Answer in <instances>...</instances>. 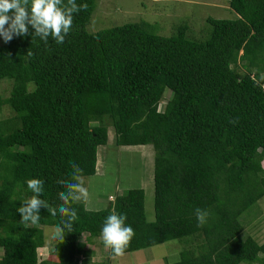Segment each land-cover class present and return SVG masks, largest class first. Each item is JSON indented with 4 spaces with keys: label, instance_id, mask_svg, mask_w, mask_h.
Masks as SVG:
<instances>
[{
    "label": "trees",
    "instance_id": "16d2710c",
    "mask_svg": "<svg viewBox=\"0 0 264 264\" xmlns=\"http://www.w3.org/2000/svg\"><path fill=\"white\" fill-rule=\"evenodd\" d=\"M76 3L88 7L63 44H45L31 26L10 42L0 37V81L11 82L0 98L9 109L0 118V264H89L85 246L102 238L113 212L135 230L125 254L185 239L170 264H264V240L241 237L239 222L264 195V0H227L235 18L204 19L196 38L186 24L161 36L143 20L87 32L95 0ZM107 128L115 146L151 148L152 220L141 189L96 211L74 203L73 232L51 238L37 260L42 227L61 217L42 208L37 225L20 223L17 209L32 196L26 181H44L41 198L58 207L57 181L73 163L94 173ZM196 208L210 213L202 227ZM98 243L105 257L96 264H108L112 250Z\"/></svg>",
    "mask_w": 264,
    "mask_h": 264
},
{
    "label": "rangeland",
    "instance_id": "374dc122",
    "mask_svg": "<svg viewBox=\"0 0 264 264\" xmlns=\"http://www.w3.org/2000/svg\"><path fill=\"white\" fill-rule=\"evenodd\" d=\"M206 18L234 19L235 14L227 7V0H95V8L89 16L85 31L95 32L143 20L152 24L154 33L161 36H169L176 25L186 24L189 35L196 38L201 33ZM10 86V81H0V98L8 96ZM167 96L166 92L163 93L160 103H163ZM8 116L9 109L2 106L0 118ZM106 139L105 144L96 149L94 173L84 177L85 186L90 193V200L82 202L84 208L91 211L100 210L106 206L109 198L128 189H141L144 217L146 221H151L150 146H115L109 128L106 131ZM239 217L241 237L248 235L257 243L264 240V195ZM42 233L46 246L36 249L37 260L42 259L48 252L52 227H42ZM100 239L102 238L94 240L92 248L85 246L86 249L92 250L88 258L89 264H96L105 257V252L98 243ZM186 241L188 240H169L137 250L135 253L124 254L121 258L108 260V264H170L177 260L180 251L187 249Z\"/></svg>",
    "mask_w": 264,
    "mask_h": 264
},
{
    "label": "clouds",
    "instance_id": "9594fccd",
    "mask_svg": "<svg viewBox=\"0 0 264 264\" xmlns=\"http://www.w3.org/2000/svg\"><path fill=\"white\" fill-rule=\"evenodd\" d=\"M87 7V4L77 5L76 0H67L66 5L62 0H0V37L5 43L10 42L14 36L28 35L31 26L34 29L32 36L39 37L45 44L48 43L49 37L57 44H63L71 30L74 14L81 10L86 11ZM27 55L31 56L32 52L28 51ZM163 104L164 102H158V109ZM57 183L64 189L58 193V207L41 198L44 193V181L28 179L26 184L32 196L22 203L17 212L21 217L20 223L25 226L37 225L40 222L42 208L53 217L59 215L61 220L52 228L51 238L63 242L66 233L73 232L74 223L79 219L77 210L71 205L88 202L90 193L85 186L82 169L75 163L72 164L70 178L58 180ZM209 215L207 210L196 208L198 226L202 227ZM126 220V215L113 212L103 222L101 237L105 247L111 248L113 259L125 254L135 236V230L126 224Z\"/></svg>",
    "mask_w": 264,
    "mask_h": 264
},
{
    "label": "crops",
    "instance_id": "0c3cea01",
    "mask_svg": "<svg viewBox=\"0 0 264 264\" xmlns=\"http://www.w3.org/2000/svg\"><path fill=\"white\" fill-rule=\"evenodd\" d=\"M135 253V252H134ZM121 257H124V256H121ZM121 257H117V258H121ZM117 258H115V259H117ZM113 258H110L109 260H112ZM144 260V259H143Z\"/></svg>",
    "mask_w": 264,
    "mask_h": 264
}]
</instances>
